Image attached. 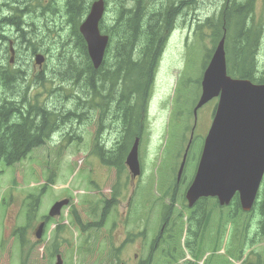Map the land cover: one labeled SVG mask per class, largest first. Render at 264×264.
<instances>
[{
    "label": "rangeland",
    "instance_id": "obj_1",
    "mask_svg": "<svg viewBox=\"0 0 264 264\" xmlns=\"http://www.w3.org/2000/svg\"><path fill=\"white\" fill-rule=\"evenodd\" d=\"M105 2L108 9L104 16L105 27L109 26L110 19H113L116 25L117 22L119 24L126 0ZM147 4L148 18L142 24L145 27L152 25L154 21L150 19L154 12V0H147ZM223 4L224 0H197L195 5H190L189 31L177 32L170 38L165 36L166 44L156 61L158 65L154 71V80L149 86L151 96L146 107V128L139 146L141 175L136 181L126 166V160L123 171L109 163L110 159L116 158L115 153H118L126 134L123 123L119 122V113L117 117L113 113L108 115V111L104 113L91 109L90 120L82 126L76 121H70L71 114L93 108L84 104L91 96L77 90L79 85H65L66 89L57 90L63 85L60 82V77L64 75L62 70L68 72L69 64H73L68 62H81L76 49L57 47L59 53L63 52L64 56H71L72 53V59H49L39 68L34 63L31 50L18 48L15 61L10 64L8 49L0 48V68L11 72L7 84L0 81V101L10 98L13 94V103L18 105L25 99L26 103L34 104L38 101L52 110L65 108L63 117L66 118L64 124H67L64 129L59 128L43 147L35 149L20 163L14 166H7L3 162L0 164V264H54L57 254L51 251L57 239L63 264H109L110 261L116 263L112 254L116 257V250L119 248L121 264H137V259L149 258L150 232L160 231L161 225L157 222L161 220L162 212H172V215L178 216V248L175 247V241L170 242L171 258L165 259L162 257L164 254L161 247L156 259L158 261L160 258V264L171 262L178 258L181 252L184 253L185 261L176 264H231L232 257L226 254L224 248L228 250L234 243L237 245L242 231L249 230L244 227L245 213L238 205L224 210L221 222L216 223L213 218L209 230L199 232L200 238L193 235L191 226L187 232V215L184 211H180V208L171 210L161 202L168 200L166 189L172 190V184L176 182L175 172L181 165L191 136L193 138L179 184L181 193L191 181L202 158L201 151L218 98L203 106L197 119L191 113L197 108L203 71L210 61L207 60L210 52L215 48L211 39L212 31L204 22L208 18H217L215 16H218ZM129 7L130 1L127 0V8ZM255 14L264 18V0H256ZM113 45L116 46V42ZM138 47L139 43L136 42L134 58H137L135 50ZM52 48L44 46L39 49L47 52ZM5 51L7 55L3 56ZM111 54L107 55L105 62L111 61L114 57ZM258 56L264 63V38ZM7 65L11 67L7 68ZM18 70L22 73L15 75L14 71ZM41 79L44 81L41 82ZM52 89L56 92L51 95L49 90ZM75 136L76 139H73ZM95 151L101 152L105 160L100 161L94 154ZM117 161L119 162V159ZM263 187L264 181L261 188ZM181 193L177 207L182 205ZM40 194L43 195L39 211L33 220H28L26 215L30 204ZM155 196L158 201L153 202ZM63 199L72 200L71 207L77 208L85 223L101 221L104 214L103 201L112 203L101 224L102 227L85 234H81L74 226L70 210H64L68 206L65 207L60 217L51 222L46 236L42 239L43 243L38 244L35 237L37 226L48 216L51 207ZM150 201L153 202L155 210L149 218L150 222H147L144 219L148 214ZM263 205L258 204L261 208ZM57 225L62 227L58 234L53 227ZM24 228L25 240L28 243L23 250L18 241L21 238L18 231ZM249 231V238H253L255 233L252 229ZM171 233H175L173 229ZM236 234L238 240L235 238ZM138 237H142V240L138 241ZM201 241V249L194 246L195 243L199 245ZM244 249L246 255L252 251V262L255 263L257 255L264 258V239L259 240L255 246H245ZM190 250L193 252L189 259L186 255ZM233 264H241V260L238 259Z\"/></svg>",
    "mask_w": 264,
    "mask_h": 264
},
{
    "label": "trees",
    "instance_id": "obj_2",
    "mask_svg": "<svg viewBox=\"0 0 264 264\" xmlns=\"http://www.w3.org/2000/svg\"><path fill=\"white\" fill-rule=\"evenodd\" d=\"M196 2L197 0H189L191 6ZM177 5V0H174L173 8H176ZM181 5H183V1ZM255 6L256 0H224L220 13L215 16L217 18H208L204 25L212 31L211 39L214 47L225 37L224 47L230 75L264 84V63L257 58L259 47L264 38V18L255 14ZM86 12L87 8L81 6L78 16L81 18ZM144 12L145 5H142L139 12L142 18L145 16ZM133 16V14L130 17L127 15L124 24L120 20L116 27L102 26L103 31L106 33L109 30L117 41L120 40V34L123 31L127 43L119 45L117 42L116 46L112 43L108 55L113 52L111 55L114 57L110 62H105L98 70L92 66L85 41L78 34L80 44L77 53L84 61L80 64H69L68 72L62 70L64 75L60 77L62 78L60 82L63 85L57 89H66L65 85H79L77 90L91 96L90 100L84 101V104L92 106L93 110L98 109L104 113L108 111V115L113 113L117 117L118 113H124L123 125L126 134L118 153H115V165L121 169L127 149L130 148L138 134L141 136L143 133L149 86L154 80V71L158 65L156 61L164 48L165 36L168 33L159 18L154 19L152 25L145 27L141 24L142 28L140 29L138 20H135ZM136 42L139 43V47L135 50L137 58H134ZM21 73L20 70L14 71L15 75ZM0 78L7 84L8 79L11 78V72L6 68H0ZM43 81L41 79V82ZM55 92L54 89L49 90L51 95ZM74 95L79 96L78 94ZM36 102L34 104L26 103L24 99L19 105L15 103L10 104L11 107L8 105L0 107V164L3 162L7 166H14L20 163L35 149L43 147L59 128L64 129L67 125L64 124L66 118L63 117L65 108L52 110L38 101ZM132 127L134 128L131 134ZM39 201L40 195L36 198V202L31 203L29 215H27L30 219L35 217ZM111 203L103 201V218L97 224L87 223L85 225L75 210L71 214L82 231L92 230L94 227L100 229ZM261 211L264 217V205ZM262 231L264 232V229ZM120 253L121 249L119 248L116 250V257L112 255L114 260H117L116 264H120ZM110 262L111 264L115 263Z\"/></svg>",
    "mask_w": 264,
    "mask_h": 264
},
{
    "label": "water",
    "instance_id": "obj_3",
    "mask_svg": "<svg viewBox=\"0 0 264 264\" xmlns=\"http://www.w3.org/2000/svg\"><path fill=\"white\" fill-rule=\"evenodd\" d=\"M103 1L93 2L90 14L80 27L95 69L104 63L109 40L99 29L105 13ZM224 46L225 37L216 46L204 71L203 92L194 109L196 114L197 109L220 97L195 180L186 197L191 205L201 197H218L221 204H229L238 192L241 207L249 211L264 176V85L230 77ZM43 61V56H38L36 64L41 66ZM137 148L136 141L126 161L135 175L140 169ZM68 203V200L57 202L50 215H59ZM41 235L42 227L38 238ZM56 264H62L60 257Z\"/></svg>",
    "mask_w": 264,
    "mask_h": 264
},
{
    "label": "flooded vegetation",
    "instance_id": "obj_4",
    "mask_svg": "<svg viewBox=\"0 0 264 264\" xmlns=\"http://www.w3.org/2000/svg\"><path fill=\"white\" fill-rule=\"evenodd\" d=\"M129 1L130 7L127 8L126 0L125 9L123 13H121L122 18H119V20H121L122 24H124L127 15L130 17V15L133 14L134 19L138 20V27L141 29V24H143L144 20L148 18L146 10L149 4H147V0ZM182 1L183 5H181ZM173 2L174 0H154V12L150 17L151 21L156 18L160 19L161 23L163 26L165 25L166 30L169 33L168 38L177 32H184L185 30L188 32L190 27L188 21L190 12L189 0H177L178 5L176 8H173ZM142 5H145L144 18H142L139 13ZM81 6L87 8L88 11L90 8L89 0H0V48H5V50L8 49L9 55L10 51L12 50H14V53L16 54L18 48H24L31 50V55H33L34 59L41 54L45 57V61L49 59L71 60L73 56L71 52V56H64L63 52L59 53V49L57 47H60L61 49H71V47H73L76 50L79 48V22L82 17L80 18L78 14ZM174 9H176V11L173 12ZM167 19L168 22H166ZM105 21L106 20H104L102 23L103 25L105 24ZM108 25L115 26L116 22L113 19H110L108 21ZM104 35L109 36V47L115 42H118L119 45H126L127 43L125 33L123 31L120 34L119 41L115 39L116 37L111 35L109 30ZM44 46L53 48L47 52H43L39 48L42 49ZM57 53H59V56ZM5 55H7V51H5L3 56ZM79 58L81 62L84 61V59H82L80 56ZM11 59L12 57L10 55V64ZM14 61L15 57L13 58V62ZM68 63L74 62L69 61ZM10 67V65H7V68ZM8 102H14L13 94H11L10 98L1 100L0 107L7 105ZM91 109L93 108H88L87 111L82 113L71 114L70 121H76L79 126H82L86 121L90 120ZM123 121L124 113L121 112L119 115L120 124H122ZM73 139H76V136L73 137ZM171 189L175 195L181 192L180 185H178V183L173 184ZM205 200L206 199H200L193 205H190L188 202L184 201L181 207L187 215V232L190 230L191 226V230L194 233L193 235L197 237H200L198 236L199 232L209 230L210 224L213 222V218L215 219L216 223L221 222L222 214L225 213L224 210L234 207L235 204L238 205V207L240 206V202L238 200L237 202H231L227 207L220 206L218 203H215V205H210V203ZM261 204H264V201H262ZM261 210L262 208L258 207V211L254 209L245 215L247 218V229H252L256 235L260 233V223H262V227L264 226V217ZM49 220L50 219L46 218V216L42 220V222H45L44 232L47 231ZM176 221H178V216L172 215V212H167L161 217L160 222L162 226L160 231L156 233H154V231L150 232L151 239L148 253L150 258L149 260H151L152 264L157 262V253L163 246L161 239L163 237L170 238L172 236V229L175 233H173V238L171 241H175L177 235ZM42 222L40 223L42 224ZM56 229H58V227ZM165 230H167V233H165ZM249 230H246L247 238H249ZM137 240L141 241L142 237H138ZM202 242L203 241H201L199 245L195 243L194 246H199V249H201ZM210 242L213 243L212 240ZM58 254L59 253H57V256ZM168 257L170 256L167 255L163 258L167 259ZM137 264H143V260L137 259Z\"/></svg>",
    "mask_w": 264,
    "mask_h": 264
}]
</instances>
